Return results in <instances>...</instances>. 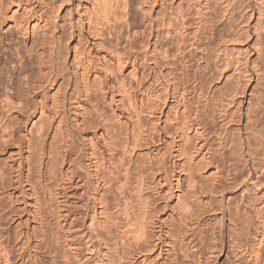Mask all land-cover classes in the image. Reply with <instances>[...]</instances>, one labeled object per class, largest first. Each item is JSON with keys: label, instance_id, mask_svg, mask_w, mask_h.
Wrapping results in <instances>:
<instances>
[{"label": "bare ground", "instance_id": "6f19581e", "mask_svg": "<svg viewBox=\"0 0 264 264\" xmlns=\"http://www.w3.org/2000/svg\"><path fill=\"white\" fill-rule=\"evenodd\" d=\"M261 80L264 0H0V264H264Z\"/></svg>", "mask_w": 264, "mask_h": 264}, {"label": "rangeland", "instance_id": "374dc122", "mask_svg": "<svg viewBox=\"0 0 264 264\" xmlns=\"http://www.w3.org/2000/svg\"><path fill=\"white\" fill-rule=\"evenodd\" d=\"M66 32H67V31H64V32H63L65 35L62 34V37H63L62 39H64V41H65L66 38H67V36H66L67 33H66ZM67 35H68V34H67ZM64 37H65V38H64ZM63 43L65 44L66 42H63ZM65 46H66V45H62V52H63V54L66 53V47H65ZM64 52H65V53H64ZM21 79H22V78H21ZM263 81H264V80H263ZM263 81L261 80V82H259L258 85H256V86H254L255 83H253L252 85L254 86V88H253L252 86L248 87V89L246 88L245 93H244L243 95L240 94V95H239V96H240L239 98H241V97H242V98H243V97H245V98L247 97V98H248V96L250 95V92H251L250 89L253 88V92H252L253 97H252V98H255V99H256L257 95H258V94L263 90V88H264V85H263L264 82H263ZM257 86H258L259 88H258ZM261 86H262V87H261ZM48 89H49V90H48ZM50 90H51V88H46L47 93L50 92ZM249 91H250V92H249ZM259 91H260V92H259ZM254 92L257 93L256 96L254 95ZM30 125H31V124H29V125L26 124V125L22 126V129H21L20 133L24 132V130H25V128H26L27 126H28V129H29ZM23 128H24V129H23ZM7 155H8V154H7ZM7 155H6V156H7ZM1 158H3V156H2ZM85 158H86V157H84L83 159L86 160ZM223 162H224V161H223ZM225 165H226V167H228L227 163H222V167L224 166L223 168H226ZM176 190H177L176 188L173 189V192H178V190H177V191H176ZM229 193H230L229 195H231V196H235V191H234V190L229 191ZM238 199H239V198H236V200H238ZM173 200H174V197H171V198H170V201H173ZM232 200H233V202H232ZM175 201H176V200H175ZM175 201H174V202H175ZM234 202H235V197H233V198H231V200H229V205L234 206V205H235ZM254 222H257V220L254 219ZM210 230H211V229L208 228V229H207V232H206V233L208 234V240L211 239V237H210V235H211V234H210L211 231H210ZM216 236L219 238V233H217ZM246 238H247V239H246ZM224 239H225V243H226V245L224 246V249H226V250H225V254L222 256L221 259H219V258L216 259L215 263H217V264H220V263H221V264H230V262H231V260H232V258H231V260L228 259V258L226 259V256H225V255H226V251H227V242H226V241L228 240L227 236H224ZM245 240H246V241L248 240V242H250V240L252 241V236H251L250 234H249L247 237L244 236L243 241H245ZM209 241H210V240H209ZM209 241H208V242H209Z\"/></svg>", "mask_w": 264, "mask_h": 264}]
</instances>
